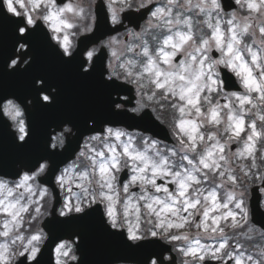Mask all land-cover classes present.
Returning a JSON list of instances; mask_svg holds the SVG:
<instances>
[{
  "label": "clouds",
  "instance_id": "clouds-1",
  "mask_svg": "<svg viewBox=\"0 0 264 264\" xmlns=\"http://www.w3.org/2000/svg\"><path fill=\"white\" fill-rule=\"evenodd\" d=\"M112 7V0H0V31L7 24L18 37L7 72H24L33 63L28 37L38 33L58 58L83 61L82 74L102 62L103 81L123 88L112 92L111 110L126 114L98 128L89 120L88 128L96 130L83 134L78 147L83 143L87 150L73 151L63 163L42 154L30 166L16 160V175L0 169V264H205L226 257L264 264V231L245 227L257 216L264 221V0H122L124 16L110 15ZM131 15L142 18L133 23L126 18ZM129 35L135 44L117 51V36ZM34 87L43 88L44 80L36 78ZM57 92L55 86L40 91L38 105L37 94L0 91V122L17 144L28 141L37 107L52 105ZM146 115L166 139L150 127H129ZM241 121L248 130L234 137ZM253 131L259 136L249 156L244 148ZM78 136L71 121L51 125L47 152L64 154ZM209 152L217 164L206 171L200 162L211 164ZM181 181L188 188L184 196ZM211 194L220 205L215 212L205 199ZM186 201L198 206L186 210ZM90 212L122 236L120 252L88 261L78 228L55 239L45 226ZM205 212L209 220L231 212L239 226L227 220L219 230L209 223L205 231ZM154 243L158 249L149 247ZM222 243L221 255H211ZM190 248H199L206 261L185 255Z\"/></svg>",
  "mask_w": 264,
  "mask_h": 264
},
{
  "label": "water",
  "instance_id": "water-1",
  "mask_svg": "<svg viewBox=\"0 0 264 264\" xmlns=\"http://www.w3.org/2000/svg\"><path fill=\"white\" fill-rule=\"evenodd\" d=\"M28 38L33 42V47L30 49V52L34 53L33 63L24 72L16 70L9 73L7 72V60L14 53L15 38L8 33L5 25L0 31V91L20 97L37 94L36 101H38L40 91H47L50 87L55 86L58 88V92L52 105L37 107L33 119V132L26 143L4 144L0 156V169L6 175H16L14 162L22 159L25 155L31 157V150L35 146H39L40 149L33 150V162L38 156L47 154L57 165L63 163L70 158L73 151L78 149L82 135L96 130L88 128L89 120H95L98 128L104 121L120 119L118 113L115 114L111 110V94L113 91H123V88L115 84H106L103 81L102 62H98L90 74H82L80 68L83 61L76 58L64 61L58 58L45 43L43 48V39L38 33H30ZM36 78L44 80L43 88L36 89L34 87ZM36 103L39 105V102ZM66 121H71L80 128V136L74 143H70L69 149L64 154L48 153L46 148L45 150L41 149L48 138L43 137V130L48 131V127L51 125L59 126L60 123ZM44 146L46 147V144ZM92 218L96 219V222L95 220L94 222L88 221ZM82 219L83 232L79 226ZM45 226L50 231H54L55 239L72 233L74 229L78 228L79 231H76L75 234H83V253L88 261L103 260L109 254L121 251V248L117 249L116 246L121 242L122 236H118V238L117 235L110 234L104 228L97 212L87 213L85 216L73 218L71 221L53 218L46 222ZM91 234H93V238L90 237ZM97 234L98 238L96 239ZM97 244L100 246H98L99 249L96 247ZM48 255L49 252L46 250L42 260Z\"/></svg>",
  "mask_w": 264,
  "mask_h": 264
},
{
  "label": "snow or ice",
  "instance_id": "snow-or-ice-1",
  "mask_svg": "<svg viewBox=\"0 0 264 264\" xmlns=\"http://www.w3.org/2000/svg\"><path fill=\"white\" fill-rule=\"evenodd\" d=\"M69 10H71V9L69 8ZM29 23H31V20H29ZM66 45H67V37H65V46ZM163 59H164L165 62H167L168 59H169V57L168 56H164ZM254 84H255L254 81H251L249 79H246L245 80V86L246 87L253 88ZM158 87H163V85H158ZM45 99H47V97H45ZM243 102L244 103H248L249 101H243ZM188 103H190V104H192L194 106L195 103H196V101L189 100ZM17 115H19V113H17ZM212 119L213 120L216 119V114L215 113H213ZM262 119H264V117H262ZM186 125H187V122L182 123L180 125L182 131L186 130ZM254 128H255V125H253V129ZM242 130H243V121H241L239 124L236 125L234 135L236 137H239ZM192 131H193V133L195 132V128L194 127H193ZM21 132H23V128H21ZM258 136H259V133L253 131L252 135H250L248 137L249 143L245 145L244 153H247L249 156H251L254 153V151H255V145H254V139L253 138L254 137H258ZM189 139L193 141V146H195V136L194 135H190L189 136ZM220 151L222 152L223 149L221 148ZM244 153H241V155H244ZM212 157H213V153L209 152L208 153V159H211V161H212L211 164H209L208 162H206V160H203V159L201 160L200 163L202 164V166H203L204 169L207 170L210 167H212V165L217 164L216 160L215 159H212ZM190 179H192V178L190 177ZM228 179L229 180H232L233 182L235 181V178L232 177V176H229ZM179 186H180L181 189H183V191L180 192V195L181 196H184L185 195V192L188 190L187 185L183 181H181ZM109 199H110V197H109ZM205 199L206 200L207 199H210L211 200V203H212V206H213L212 209H211L212 212H215V211H217L219 209L220 205H218L216 203V196H215V194H211L210 196H206ZM186 204H187L186 210L188 208H195V207L198 206V202L197 203H188L186 201ZM238 207H239V205H238ZM168 210L171 211V209H168ZM77 211H80V209L77 208ZM109 215L110 216L112 215V210L111 209H109ZM204 216H205V222L203 224V227H204L205 231H207L208 230V227H209V222H208L209 221V213L208 212H205L204 213ZM236 219L237 218H236V216L233 213L228 212L226 215H223V216H215V217L211 218V220H210L211 223L210 224L212 226V230L213 231H217V230H219L221 228V222L222 221L231 220L233 222V226L234 227L239 226V225L236 224ZM169 227H173V225H169ZM177 227H183V225H178ZM129 236H130L131 239H135L136 238V236H135V234L133 232H130L129 233ZM174 239H179V238L176 237ZM226 247H227V245L222 243V244H220V246H219L218 249L212 251L210 254L213 255V256H219V255H221V253L223 252V250ZM185 255L192 256L194 258L198 256L201 261H206L205 255L203 254V252L199 248H190L185 253ZM235 264H242V262H241V260L239 258H237L236 261H235Z\"/></svg>",
  "mask_w": 264,
  "mask_h": 264
},
{
  "label": "rangeland",
  "instance_id": "rangeland-1",
  "mask_svg": "<svg viewBox=\"0 0 264 264\" xmlns=\"http://www.w3.org/2000/svg\"><path fill=\"white\" fill-rule=\"evenodd\" d=\"M121 3H122V0H112L113 7L110 9L111 14H112L113 12H115L117 15H118V13H120V11L122 10V8H121ZM134 44H135V38L131 36V38H130V40H129L128 42H124V41L117 40V43L114 45V47H115V49H116L117 51H119L123 45H129V46H132V45H134ZM246 129L248 130L247 122H245V124L243 125V130L241 131L240 136H241L243 133H246V132H247ZM234 132H235V129L233 130L232 135H233L234 137H236V136L234 135ZM86 150H87V149L85 148V151H86ZM172 187H173L172 189H174V185H172ZM185 215H187V213H185ZM213 215H214V214H213ZM201 219H202V218H201ZM237 219H239V217H237ZM208 222L211 223L210 220H209ZM246 227H251V228H252V226H250V225H246ZM252 229H253V228H252ZM254 230H255V229H254ZM235 255H236V254H234L233 257H235Z\"/></svg>",
  "mask_w": 264,
  "mask_h": 264
}]
</instances>
